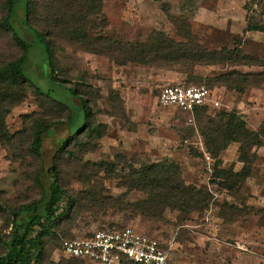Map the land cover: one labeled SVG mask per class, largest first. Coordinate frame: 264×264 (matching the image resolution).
I'll use <instances>...</instances> for the list:
<instances>
[{
    "label": "rangeland",
    "instance_id": "374dc122",
    "mask_svg": "<svg viewBox=\"0 0 264 264\" xmlns=\"http://www.w3.org/2000/svg\"><path fill=\"white\" fill-rule=\"evenodd\" d=\"M5 1L0 0V12ZM161 2L168 3L169 15L181 16L178 33L191 34L209 52L239 44L243 54L264 62V32L245 30L247 17L264 26V0H102L99 19L103 17L106 26L101 34L123 43L142 42L153 30L177 38V29L162 11ZM50 41L57 78L89 98L92 124L100 135L83 133L78 138V151L71 147L62 157L54 158L56 144L82 124L78 101L61 90L62 102L73 111L70 126L66 125L68 109L30 91L5 116L6 129L14 134L11 139L0 136V204L17 207L39 199L37 175L43 165L47 177L41 178L42 183L46 185L48 177L58 175L63 190L77 202L70 217L46 238L43 264H92L67 260L58 247L71 235L123 226L149 232L160 240L168 264H264V141L251 149L254 157L249 175L243 179L238 176L227 188L222 174L227 169L238 172L244 165L239 160V143L230 142L214 158L207 151L203 134L214 127L210 122L218 120L221 112H234L248 129H260L264 123V84L237 92L213 84V77L231 70L260 73L264 66L196 65L190 66L189 73H181L136 63L118 65L109 57L73 47L54 36ZM16 53L0 44V55ZM40 62L37 46L30 53L27 69L38 77L42 74ZM182 83L212 87V99L219 106L191 113L158 103L162 87ZM38 120L59 121L44 135L42 158L31 146ZM99 162L112 165L119 177L129 173V166L173 162L187 185L208 190L210 204L183 220L178 219L179 213L167 210L165 220L156 222L126 206L95 208L86 199L95 186L105 189L101 195L121 197L124 204L142 197L136 190L126 191L120 178L110 177L112 173L95 168ZM67 203L65 198L61 207ZM9 221L0 211L1 237L8 233Z\"/></svg>",
    "mask_w": 264,
    "mask_h": 264
},
{
    "label": "trees",
    "instance_id": "16d2710c",
    "mask_svg": "<svg viewBox=\"0 0 264 264\" xmlns=\"http://www.w3.org/2000/svg\"><path fill=\"white\" fill-rule=\"evenodd\" d=\"M258 3V2H257ZM167 2H161L162 11L168 16ZM102 0H6L0 12V44L17 50L10 56L0 55V136L11 139L13 136L5 126V116L12 107L20 104L29 91L41 96L49 103L68 109L66 125H72L73 111L62 102L59 90L70 93L78 101L81 126L56 144L54 158H60L75 147L78 151V138L83 133L87 136H99V128L92 124V109L89 98L76 87L65 86L57 78L55 53L51 37L64 40L67 44L81 50L106 56L118 65L136 63L169 69L181 73H189L190 66L219 65L232 63L236 65L264 66V62L243 54L240 45L233 49L222 48L217 52H209L191 34L178 33L180 17L169 15L176 27L177 38L170 37L163 31L153 30L142 42H120L111 40L101 34L106 26L101 12ZM95 20H91V18ZM185 23V22H184ZM245 30L264 32V26L247 17ZM92 32V34H90ZM41 50L39 68L42 74L27 69L30 53L35 47ZM184 85H189L183 83ZM213 84L228 90L244 92L248 87H260L264 84V72L242 73L231 70L213 77ZM199 85V84H193ZM212 89V87L207 86ZM32 93V94H33ZM212 106L196 108L194 112L209 109ZM225 117V118H224ZM219 119L211 121L214 127L205 131L204 139L207 151L216 158L220 150L230 142L239 143V160L243 162L240 171L225 170L222 174L224 186L229 188L230 181L237 177L246 178L251 172V153L253 147H259L264 141V123L258 131L250 130L243 120H239L234 112H221ZM225 119V123L222 122ZM59 121L45 123L38 120L33 127L31 146L33 152L42 158L44 135L50 126ZM224 123V128L220 126ZM216 127V128H215ZM43 168L45 169L44 165ZM100 171L112 173L111 178H120L122 186L128 190L142 193L135 202L126 203L121 197L101 195L104 188L100 185L86 196L95 208H120L126 206L134 214H140L148 221H164L167 210L179 213L183 220L191 212H203L210 204L211 195L207 189L195 185H187L181 177L178 166L173 162H158L141 165L138 168L129 166V173L117 176L109 163H95ZM42 171L37 175L41 187L39 199L17 207L0 204V211L9 216V231L0 236V264H43L46 238L54 235L57 228L77 205L76 200L63 190L59 176L48 177L46 185L41 178L47 177ZM67 198V206L61 207ZM153 236L149 232H144ZM73 235L69 236L71 238ZM62 251V244L58 247ZM65 258V257H64ZM70 261H81L66 258Z\"/></svg>",
    "mask_w": 264,
    "mask_h": 264
},
{
    "label": "built area",
    "instance_id": "2783aa9c",
    "mask_svg": "<svg viewBox=\"0 0 264 264\" xmlns=\"http://www.w3.org/2000/svg\"><path fill=\"white\" fill-rule=\"evenodd\" d=\"M158 103L191 113L205 105L219 106V102L212 99V89L183 83L162 87ZM61 254L92 264H168V254L160 240L130 226L75 234L63 240Z\"/></svg>",
    "mask_w": 264,
    "mask_h": 264
}]
</instances>
